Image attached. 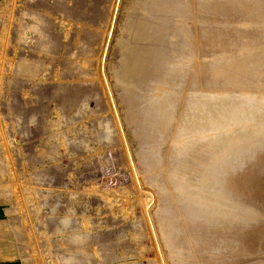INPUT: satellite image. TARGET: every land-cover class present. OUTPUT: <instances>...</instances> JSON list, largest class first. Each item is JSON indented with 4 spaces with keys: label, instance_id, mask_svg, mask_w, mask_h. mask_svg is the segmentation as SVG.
Here are the masks:
<instances>
[{
    "label": "rangeland",
    "instance_id": "obj_1",
    "mask_svg": "<svg viewBox=\"0 0 264 264\" xmlns=\"http://www.w3.org/2000/svg\"><path fill=\"white\" fill-rule=\"evenodd\" d=\"M158 1L0 0V264H264V0H186L193 57L151 160ZM192 89L253 105L205 138Z\"/></svg>",
    "mask_w": 264,
    "mask_h": 264
},
{
    "label": "bare ground",
    "instance_id": "obj_2",
    "mask_svg": "<svg viewBox=\"0 0 264 264\" xmlns=\"http://www.w3.org/2000/svg\"><path fill=\"white\" fill-rule=\"evenodd\" d=\"M158 4L160 11L158 10L159 13L154 17V20L160 26V29L147 52V59L150 65L155 68L156 74L148 85L149 87L141 91L143 96L148 97L150 109L148 110V120L140 151L151 160L157 158L161 138L163 139L165 129H168V124L174 119V100L183 85L184 71L190 64L189 59L193 57L192 39L184 21L185 13L183 9L187 5L186 0H159ZM36 19L38 20V18ZM39 25L35 26L36 29L40 28ZM250 104H252L250 99L245 96L236 94L215 95L192 89L188 97L184 118L189 126L191 124L204 125L206 131L202 133L203 137L214 139L217 136L222 137L221 135L225 133L228 134L233 127L230 123L222 120V115L226 114L227 109H237L240 115L246 116L249 115L247 109ZM184 132L186 133L187 129ZM144 142L147 145H143ZM150 145H155V148H151ZM176 145L184 150L188 149L190 144L187 139L178 136ZM252 191L253 201L264 205V167L255 173ZM227 205L231 204L226 203ZM231 207L236 206L233 204ZM248 211L249 214L253 215L254 210L248 209Z\"/></svg>",
    "mask_w": 264,
    "mask_h": 264
}]
</instances>
